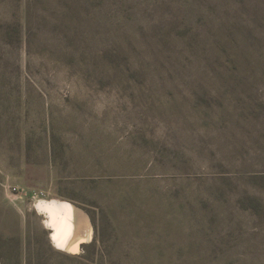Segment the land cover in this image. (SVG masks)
Here are the masks:
<instances>
[{
    "label": "rangeland",
    "instance_id": "rangeland-1",
    "mask_svg": "<svg viewBox=\"0 0 264 264\" xmlns=\"http://www.w3.org/2000/svg\"><path fill=\"white\" fill-rule=\"evenodd\" d=\"M51 199L88 214L80 251ZM28 249L264 264V0H0V264Z\"/></svg>",
    "mask_w": 264,
    "mask_h": 264
},
{
    "label": "bare ground",
    "instance_id": "bare-ground-1",
    "mask_svg": "<svg viewBox=\"0 0 264 264\" xmlns=\"http://www.w3.org/2000/svg\"><path fill=\"white\" fill-rule=\"evenodd\" d=\"M47 216L52 230L53 244L61 250L75 253L92 238V225L88 214L78 206L58 199L41 200L36 204Z\"/></svg>",
    "mask_w": 264,
    "mask_h": 264
},
{
    "label": "trees",
    "instance_id": "trees-1",
    "mask_svg": "<svg viewBox=\"0 0 264 264\" xmlns=\"http://www.w3.org/2000/svg\"><path fill=\"white\" fill-rule=\"evenodd\" d=\"M29 244H30V238H29ZM44 255H42V253L40 252V249H28L27 250V264H49L48 262L45 263H41V261L43 260ZM74 260L76 262L80 261V263H82L83 261H87L88 256L87 255H80L77 256L76 258H74Z\"/></svg>",
    "mask_w": 264,
    "mask_h": 264
}]
</instances>
